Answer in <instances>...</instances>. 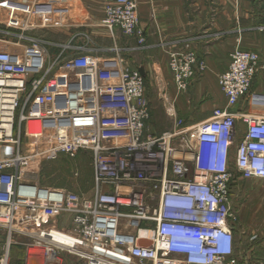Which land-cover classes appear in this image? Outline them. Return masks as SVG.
I'll return each mask as SVG.
<instances>
[{
  "label": "built area",
  "instance_id": "1",
  "mask_svg": "<svg viewBox=\"0 0 264 264\" xmlns=\"http://www.w3.org/2000/svg\"><path fill=\"white\" fill-rule=\"evenodd\" d=\"M104 7L103 27L146 44L137 0ZM35 9L50 21L70 14ZM29 26L0 22V264H239L232 187L239 177L264 181V95L253 92L259 54H231L219 78L226 108L188 124L164 99L173 126L152 134L140 70L72 41L28 38ZM168 62L180 93L206 68L193 51ZM85 152L93 196L34 181L44 162ZM16 247L24 254L17 262Z\"/></svg>",
  "mask_w": 264,
  "mask_h": 264
},
{
  "label": "crops",
  "instance_id": "2",
  "mask_svg": "<svg viewBox=\"0 0 264 264\" xmlns=\"http://www.w3.org/2000/svg\"><path fill=\"white\" fill-rule=\"evenodd\" d=\"M205 1L137 0L141 25L147 34L143 46L135 38L123 35L119 28L110 32L102 26L105 0H10L8 5L14 7L6 9L0 5V17L36 15L38 3L68 8L70 23L63 32H52L49 42L66 44L84 31L91 32L104 51L103 57H118L124 67L140 70L152 110L148 129L152 134H161L173 126L164 99L174 102L179 118L192 124L205 121L216 108L227 106L219 78L229 67L231 54L237 49L253 52L264 46L263 35L258 33L255 21L253 26L249 20L252 16L247 9L248 2L220 0L212 6ZM254 37L256 40L260 37V44L252 42ZM187 51L195 52L206 68L203 72L198 71L189 88L180 93L168 61L171 53ZM250 181L254 180L239 177L236 185L244 186ZM244 208L240 209L242 224L236 232V245L241 248V264H249L247 260L257 244L252 237L258 231L264 235V227L259 229L253 223L256 215L253 210H250L252 214L244 216ZM257 209L259 211L260 207Z\"/></svg>",
  "mask_w": 264,
  "mask_h": 264
},
{
  "label": "rangeland",
  "instance_id": "3",
  "mask_svg": "<svg viewBox=\"0 0 264 264\" xmlns=\"http://www.w3.org/2000/svg\"><path fill=\"white\" fill-rule=\"evenodd\" d=\"M220 0H206V3L219 2ZM226 1H238V0H226ZM248 2L249 7L248 12L252 17H249L251 23L254 21L257 27V31L260 35H263V45H264V0H245ZM250 10V11H249ZM214 11V8H213ZM215 14V13H213ZM18 18L19 20L27 21L31 26L25 31V35L28 38H33L35 40H43L49 42L51 40L52 32H63V29L69 24V19L71 15H65L64 17L57 16L55 19H43L40 15H22V16H8L0 17V22L7 23L9 18ZM54 25V26H53ZM19 32V31H16ZM258 41V42H256ZM260 37L258 40L254 37L252 42L255 44H260ZM72 42L82 46L84 49L93 50L95 54L103 56L104 51L98 46L95 36L91 32H83L80 35H76ZM29 44V41L24 42V44ZM260 50H254L257 52L262 59V67L258 73V77L253 85V92L264 95V46L259 48ZM56 50L54 48L49 49L51 56L55 55ZM251 52V51H250ZM189 88V87H188ZM210 117L205 118L209 120ZM192 124V122H187ZM35 182L39 183L41 186H47L51 188H61L73 191L82 196H93L95 193V171L93 166V156L91 153H81L74 158L61 157L56 161H47L41 165L39 174L34 179ZM235 186V187H234ZM232 187L233 190V208L241 212V207L244 206L243 215L249 216L252 214L250 210H253L256 214L253 218V223L260 227H264V181H250L244 186L239 184V187L235 184ZM258 207H260L258 211ZM250 211V212H249ZM247 213V214H246ZM240 218V217H239ZM242 224L240 219L239 225ZM258 239L254 242L255 250L251 253L247 262L249 264H264V236L261 232H257ZM143 243V241H141ZM236 261L237 263H243L241 248L236 245ZM13 254L16 255L15 262L19 261L24 257L21 248L16 247L13 250Z\"/></svg>",
  "mask_w": 264,
  "mask_h": 264
}]
</instances>
